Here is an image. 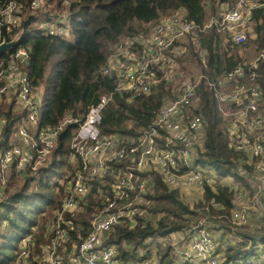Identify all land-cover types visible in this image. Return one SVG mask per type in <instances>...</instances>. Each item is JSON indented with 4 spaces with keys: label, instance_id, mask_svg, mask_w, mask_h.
I'll list each match as a JSON object with an SVG mask.
<instances>
[{
    "label": "built area",
    "instance_id": "2783aa9c",
    "mask_svg": "<svg viewBox=\"0 0 264 264\" xmlns=\"http://www.w3.org/2000/svg\"><path fill=\"white\" fill-rule=\"evenodd\" d=\"M0 3V44L11 42L16 36L22 38V25L28 15L54 9L49 0H31L28 7L16 0H0ZM69 4L66 0L65 5ZM257 9H264V0L222 3L218 16L203 25L191 23L183 12H177L156 23L150 35L133 36L112 47L100 73L115 83L116 93L130 95L132 100L151 95L165 84L169 96L153 123L138 136L100 134L101 114L112 95L102 98L98 105L88 107L84 122L71 140L73 173L64 185L61 206L48 226L49 243L40 246L35 261L44 264H158L157 252L161 245L172 248L173 264H264L262 243L250 245L242 258L227 261V246L216 240L212 226L204 219L168 237L150 238L147 243L151 255L144 260L126 261L120 257L118 247L108 243L118 226L128 230L147 224L156 226L163 215H154L147 208L156 178L170 191H176L185 205L182 196L191 200L192 192L196 191L204 203L205 187L215 191L222 184L213 168L198 163L205 151L207 132L198 93L202 83L214 89L224 118L230 120V147L245 155L233 172L246 178L252 189V193L233 189L231 236L238 241V231L250 226L251 211L264 200V94L252 71L264 64V53L260 52L251 62L247 57L253 13ZM51 16L36 23V29L52 37L70 35L68 13L53 12ZM213 28L238 48L241 58L232 71L221 77L218 85L202 72L194 76L180 67L178 61L179 65L175 63L176 55H187L188 45L193 46L203 59L206 51L202 47V35ZM4 55L5 59L0 62V108L15 100L26 115L8 148L0 150V202L5 197L4 189L11 169L30 167L36 170L47 163L61 132L78 122L68 116L58 125L39 130L42 94L25 72L31 53L19 43ZM247 71L251 72L249 79ZM6 123L5 118H0V141ZM100 182L108 186L106 191L101 189L99 192L103 207L93 215L90 232L83 238L85 227H76L73 219L86 212L93 185ZM211 205L217 210L222 209L220 204L212 202ZM206 214L209 220L208 212ZM219 228L221 237L229 232ZM123 246L133 252L126 243ZM34 247L33 239L23 240L16 264H30ZM135 253L144 256L141 249Z\"/></svg>",
    "mask_w": 264,
    "mask_h": 264
},
{
    "label": "trees",
    "instance_id": "16d2710c",
    "mask_svg": "<svg viewBox=\"0 0 264 264\" xmlns=\"http://www.w3.org/2000/svg\"><path fill=\"white\" fill-rule=\"evenodd\" d=\"M16 1L25 7L31 2ZM65 1L49 0L54 9L35 16L28 15L22 25L24 33L20 45L31 53L25 72L42 94L38 129L58 125L68 116L78 122L68 125L61 132L47 163L36 170L30 167L17 170L13 167L8 174L5 197L0 202V264H16L20 243L25 239L35 242L30 264H44L34 258L39 254L40 246L46 243L49 222L54 211L61 206L64 185L72 176L69 163L71 140L84 122L90 105H98L102 98L112 95V100L101 114L100 134L138 136L153 123L169 96L165 84H161L151 95L132 100L130 95L116 93L115 83L100 73L112 47L133 36H147L150 33L148 27L177 12H183L187 21L203 25L209 18L218 16L222 3H233L235 0H68L69 5H65ZM62 11L69 15L70 38L52 37L36 29V23L49 19L53 12ZM252 27L256 39H251V45L256 51L264 53V9L254 11ZM202 47L206 51L203 59L191 45H188V53L198 60L196 65H201L202 73L216 85L241 61L238 48L230 42L222 44L221 35L215 28L202 35ZM5 57L1 55L0 62ZM252 71L264 94V64ZM249 75L251 72L247 71V79ZM198 93L201 96L200 112L207 123L205 151L198 163L213 168L220 179L231 177L247 185L245 179L233 172L245 155L230 147L229 124L215 98L214 89L202 83ZM25 115L15 100L0 108V118L7 121L0 150L8 148ZM155 183L153 194L148 196L150 205L147 208L154 215H163L156 226L141 225L133 230L118 226L108 239L109 244L118 247L120 257L126 261L149 258L151 247L147 241L150 238L168 237L187 229L191 219L199 218L201 211H204L203 214L208 212L211 218L221 217L220 221L230 226L234 191L229 186L219 184L215 191L206 186L204 203L191 210L176 191H170L158 178ZM101 189L106 191L108 186L101 182L93 185L86 212L73 219L76 227H85L83 238L90 232L89 223L93 215L103 207ZM212 202L220 204L222 209L213 208ZM226 226L222 227L226 229ZM244 236V246L264 244V238L256 241ZM73 239L76 240L75 234ZM125 243L133 252L125 250ZM158 248V264H173L172 248L161 245ZM137 249L144 251L143 257L135 253ZM243 256L244 251L234 247H229L226 253L227 261Z\"/></svg>",
    "mask_w": 264,
    "mask_h": 264
},
{
    "label": "rangeland",
    "instance_id": "374dc122",
    "mask_svg": "<svg viewBox=\"0 0 264 264\" xmlns=\"http://www.w3.org/2000/svg\"><path fill=\"white\" fill-rule=\"evenodd\" d=\"M41 15H43V14H41ZM210 19L211 18H209V20ZM155 27H156V24H154L153 26L148 27L149 32H150L148 35H150L154 31ZM66 38H70V35H68ZM249 39H250L249 46H248L249 52H248V56L247 57H248V61L251 62V61L255 60L257 57H259V55L261 54L260 52L256 51V49L254 48L253 45H251V39H254V40L256 39V36L254 35V32H253V27H252V31H251V33L249 35ZM221 40H222L223 44L228 43V41L225 40L224 37H222V35H221ZM175 58H176L175 59V63L177 65L180 64V67H184L188 71V73H190L191 75L199 76L201 74L202 66L201 65L197 66L196 65V61H198V60H196L195 58L191 57L189 53H187V55H183L181 57H178L176 55ZM177 61L179 62V64H178ZM38 92H40V91L38 90ZM168 95H169V93H168ZM229 122H230V120L227 119V124H229ZM69 163H70V166H71V169H72L71 161H69ZM245 180H246V178H245ZM241 191H243V193H252V189L250 188V184H249L248 181H247V185H244L243 188H240L238 190V192H241ZM192 193L193 194H192L191 200L185 195L182 196V198H184L185 203L187 204V206L189 208H191L192 210H195V209H197L198 205L201 203L202 199H201L200 196H198V192L193 191ZM254 207H255V209L253 211H251V213H250V216H251V224H250V226L242 227V229H240L237 234L239 235V233H241L242 230H246V231H248L249 235L253 236L252 237L253 239H255L256 241H260L261 239L264 238V200L262 202H260L259 204H256ZM58 209H56V210H58ZM55 211H54V213H55ZM203 212L204 211L199 212L200 213V217L199 218H196V219L192 218L191 219V222L189 223V227L192 226V225L198 224L199 222H201V220L202 221L205 220L209 224V226H212V229H213L214 233L216 234V240H218L220 243H223L225 246H227L226 247L227 250L229 249L230 245H238L237 244L238 242L231 236L232 235L231 234L232 233L231 229L228 226H226L224 222L220 221L219 219H215V218H211V217L208 220L207 217L205 216L207 214H203ZM54 213H53L52 219L49 222L48 226H50L52 221H53ZM230 222H231V218H230ZM223 225L227 227L226 228L227 230H229L228 233H225L227 235V237H228L227 241H224L221 238V236H220L221 234H220V228L219 227H222ZM45 239H46V243H44L43 245L49 243V236L46 235Z\"/></svg>",
    "mask_w": 264,
    "mask_h": 264
},
{
    "label": "crops",
    "instance_id": "0c3cea01",
    "mask_svg": "<svg viewBox=\"0 0 264 264\" xmlns=\"http://www.w3.org/2000/svg\"><path fill=\"white\" fill-rule=\"evenodd\" d=\"M244 179V178H243ZM246 181V180H245ZM246 183H247V181H246ZM222 184H224V185H226V186H229L231 189H237V188H243L244 187V185H242V184H240L239 182H236L233 178H227V179H222ZM244 235H247V236H251V235H249V233H248V231H246V230H242L241 231V233H239V235H237V237H238V245H231V247H234V248H236V249H238V250H240L241 252H243V251H245V249H247L249 246H244V238H245V236ZM251 237H253V236H251ZM224 241H227V235L225 234V235H223L222 237H221ZM226 239V240H225ZM246 239V238H245ZM223 244V243H222Z\"/></svg>",
    "mask_w": 264,
    "mask_h": 264
},
{
    "label": "water",
    "instance_id": "95a60500",
    "mask_svg": "<svg viewBox=\"0 0 264 264\" xmlns=\"http://www.w3.org/2000/svg\"><path fill=\"white\" fill-rule=\"evenodd\" d=\"M21 36H16L11 42L4 41L0 44V56L9 52L10 49H14L20 42Z\"/></svg>",
    "mask_w": 264,
    "mask_h": 264
}]
</instances>
